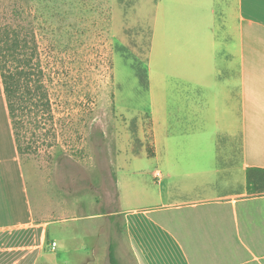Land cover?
<instances>
[{
	"label": "crops",
	"instance_id": "1",
	"mask_svg": "<svg viewBox=\"0 0 264 264\" xmlns=\"http://www.w3.org/2000/svg\"><path fill=\"white\" fill-rule=\"evenodd\" d=\"M155 1L176 4V138L160 156L152 134L157 188L136 178L126 190L136 203L114 212L116 257L264 264V193L246 179L248 167L264 169V0ZM51 223L36 218L0 76V264L49 263ZM93 253L82 264H107Z\"/></svg>",
	"mask_w": 264,
	"mask_h": 264
},
{
	"label": "rangeland",
	"instance_id": "2",
	"mask_svg": "<svg viewBox=\"0 0 264 264\" xmlns=\"http://www.w3.org/2000/svg\"><path fill=\"white\" fill-rule=\"evenodd\" d=\"M175 12L155 0H0V28L34 33L51 101L53 128L30 126L37 141L21 158L36 218L52 221L47 264L93 252L110 264L124 236L114 212L136 203L126 190L136 178L157 188L152 134L160 156L176 138Z\"/></svg>",
	"mask_w": 264,
	"mask_h": 264
},
{
	"label": "trees",
	"instance_id": "3",
	"mask_svg": "<svg viewBox=\"0 0 264 264\" xmlns=\"http://www.w3.org/2000/svg\"><path fill=\"white\" fill-rule=\"evenodd\" d=\"M0 76L16 148L22 158L32 148L31 143L37 141L32 138L29 143L26 130L30 126L34 129L44 125L52 129L54 126L45 74L33 32L0 28ZM246 179L249 193H264L263 168L248 167ZM108 261L121 264L113 243L108 246Z\"/></svg>",
	"mask_w": 264,
	"mask_h": 264
},
{
	"label": "built area",
	"instance_id": "4",
	"mask_svg": "<svg viewBox=\"0 0 264 264\" xmlns=\"http://www.w3.org/2000/svg\"><path fill=\"white\" fill-rule=\"evenodd\" d=\"M156 175L158 176L159 173L157 172ZM55 246H56V242H55V241H52V242H51V247L54 248Z\"/></svg>",
	"mask_w": 264,
	"mask_h": 264
}]
</instances>
